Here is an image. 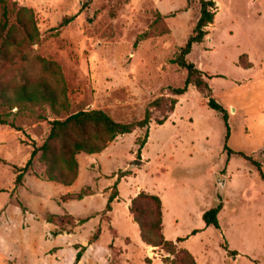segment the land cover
<instances>
[{
    "label": "rangeland",
    "instance_id": "obj_1",
    "mask_svg": "<svg viewBox=\"0 0 264 264\" xmlns=\"http://www.w3.org/2000/svg\"><path fill=\"white\" fill-rule=\"evenodd\" d=\"M8 1L35 11L41 37L13 64L0 65L1 80L11 87L48 81L70 104L60 119L102 109L117 121L140 120L150 102L174 97L170 88L185 83L187 71L172 60L199 20L198 0ZM215 1V21L188 56L206 73L212 92L190 86L174 111L167 101L153 109L141 155L137 139L146 129L120 135L102 153L80 154L81 174L69 193L68 186L48 180L41 153L23 184L15 185L14 166L27 163L33 141L42 145L58 116L48 104L1 107L22 130L0 123V264H75L77 244L88 247L77 264H171L167 258L174 256L143 244L129 210V200L142 190L163 197L165 235L187 237L178 246L198 264H264V181L256 164L226 149L245 153L264 170V0ZM72 15L74 21L60 26ZM247 59L253 67L241 65ZM209 96L229 113L228 141ZM118 174L125 175L122 197L114 213L104 215ZM220 196V228L207 226L203 214ZM98 229L99 239L89 244Z\"/></svg>",
    "mask_w": 264,
    "mask_h": 264
},
{
    "label": "trees",
    "instance_id": "obj_2",
    "mask_svg": "<svg viewBox=\"0 0 264 264\" xmlns=\"http://www.w3.org/2000/svg\"><path fill=\"white\" fill-rule=\"evenodd\" d=\"M201 6L199 20L189 36L184 46L180 47L172 62L180 68L187 71V78L181 87H171L170 91L174 97L165 99L164 96L150 102L146 108L145 115L140 120L132 122H121L115 120L107 111L102 109L79 110L69 114L66 118L60 119L58 115L62 111H69L70 104L66 93L57 90L46 80L29 81L25 80L15 87L7 85L1 80L0 76V123L9 125L10 127L21 131L22 129L12 120H9L3 113L1 107L7 105L11 109L18 107L19 110L28 107V104H48L54 114L58 118L50 121V132L42 143L37 145L33 141L32 154L24 166H14L16 170L15 185L23 184L25 174L31 170L34 158L41 153L40 160L45 164V174L48 180L72 186L79 178L80 163L78 156L82 153L97 154L105 151L110 143L115 141L120 135L132 133L137 129H146L144 136L137 139L139 145L138 154H142L143 148L146 146L150 136V124L152 122V110L163 109L169 103V110L174 111L178 103L177 97L185 95L190 86L196 87L198 90L212 92L207 81L206 73L201 70L194 62L188 59L189 54L193 51L196 44L205 41L208 34L207 27L214 23L217 14V4L215 0H198ZM77 15L65 17L60 26H66L75 20ZM41 34L37 24L35 11L26 6H20L16 2L10 4L8 0H0V65L6 63L13 64L15 58L22 56L27 45L35 44L40 40ZM145 37L141 35L136 45ZM248 57L247 54L242 57ZM48 67L51 63L41 59ZM242 60V58H241ZM242 62V61H241ZM244 62V61H243ZM242 66L245 68L253 67L250 60H246ZM49 68V67H48ZM12 94V95H11ZM208 105L220 113L227 126V141L230 138L229 113L227 109L220 104L215 98L209 96ZM168 115L159 119V124H164L168 120ZM229 155L236 154L244 157L253 164H256L260 171V176L264 181V170L262 165L252 157L243 152L230 149L226 144ZM124 174H118L112 192L108 197L107 204L104 209V215L113 210V203L119 197V184ZM91 193L90 195H92ZM71 197L66 195V197ZM80 198H83L80 196ZM224 207V202L219 197L216 205L205 211L203 219L207 226L220 228L219 214ZM25 211V208L22 206ZM134 221L138 224L141 240L148 246L159 247L168 254L174 256L173 259L168 257L167 260L171 264H198L195 256L186 248H180L178 243L187 240V237H178L176 241L168 239L164 233V204L159 194H155L146 190L140 191L131 199L129 206ZM73 220L75 217L69 215ZM58 214H53L52 218H58ZM92 217L80 219V224H84ZM49 222H52L48 219ZM200 230H194L195 235ZM59 233L54 232L57 236ZM101 235V229H98L89 244L95 243ZM87 246L77 244L75 264L81 261ZM226 250L229 247L226 245ZM236 253V251H229Z\"/></svg>",
    "mask_w": 264,
    "mask_h": 264
},
{
    "label": "crops",
    "instance_id": "obj_3",
    "mask_svg": "<svg viewBox=\"0 0 264 264\" xmlns=\"http://www.w3.org/2000/svg\"><path fill=\"white\" fill-rule=\"evenodd\" d=\"M252 62V61H251ZM111 144V143H110ZM109 147V146H108ZM110 148V147H109ZM80 174H81V164H80ZM80 174H79V177H80ZM79 181V178L78 180L72 185V186H68V193L71 192V189L75 187L76 183ZM73 192V191H72ZM139 193V192H138ZM137 193V194H138ZM122 194V193H121ZM137 194H134L133 197H135ZM122 197V196H121ZM121 197H118L114 203H113V210L111 211L112 213H114V210H115V207H116V203L118 202V199H120ZM163 199V197H162ZM128 204H131V199L129 200ZM163 204H164V199H163ZM130 206V205H129ZM130 210V209H129ZM165 216V215H164ZM165 233V232H164ZM167 237V236H166ZM143 242V241H142ZM144 245H146L144 242H143ZM148 246V245H147Z\"/></svg>",
    "mask_w": 264,
    "mask_h": 264
},
{
    "label": "water",
    "instance_id": "obj_4",
    "mask_svg": "<svg viewBox=\"0 0 264 264\" xmlns=\"http://www.w3.org/2000/svg\"><path fill=\"white\" fill-rule=\"evenodd\" d=\"M138 162L140 163L141 161L138 160ZM135 163H136V162H135ZM135 163H134V164H135ZM217 179H218L219 183H221L220 181L223 180V176L220 175V174H217Z\"/></svg>",
    "mask_w": 264,
    "mask_h": 264
}]
</instances>
